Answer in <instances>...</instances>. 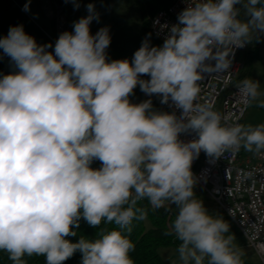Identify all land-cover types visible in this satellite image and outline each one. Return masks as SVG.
I'll return each instance as SVG.
<instances>
[{"label":"clouds","instance_id":"9594fccd","mask_svg":"<svg viewBox=\"0 0 264 264\" xmlns=\"http://www.w3.org/2000/svg\"><path fill=\"white\" fill-rule=\"evenodd\" d=\"M86 7L52 52L23 24L0 38L18 69L0 77V250L12 264H27L26 256L64 264L77 251L81 264H135L130 234L133 220L147 218L138 206L146 199L153 210L175 206L178 264H244L229 222L196 196L192 164L201 151L264 154V123H229L199 102L205 76L227 71L235 50L264 34V0H188L163 44L146 37L130 60L108 58L110 28L93 35L99 13ZM137 86L180 115L151 99L131 102ZM237 87L249 102L261 96L258 80ZM190 132L195 139H180ZM81 219L118 227L73 243L66 237Z\"/></svg>","mask_w":264,"mask_h":264},{"label":"built area","instance_id":"2783aa9c","mask_svg":"<svg viewBox=\"0 0 264 264\" xmlns=\"http://www.w3.org/2000/svg\"><path fill=\"white\" fill-rule=\"evenodd\" d=\"M40 4L51 11L53 35L50 44L54 50L59 35L66 29V16L63 7L55 0H39ZM188 0H173L165 9L159 10L149 18V29L154 38L163 42L168 34V27L177 23L178 14L186 7ZM235 50L232 66L225 72L206 75L200 82V103L210 104L215 111L231 117L229 123L243 120L249 100L242 97L237 85L236 76L243 67ZM151 99L157 110H179L169 104H161L158 96H147L142 92L136 103ZM238 118V120H237ZM196 133H182L180 139L190 141ZM101 162L93 161L91 167L99 168ZM192 171L197 178V185L210 196L218 208L235 224L242 234L245 245L253 250L257 258L264 264V154L254 158L242 156L238 151L226 150L220 158L206 156L201 151L199 158L192 164ZM150 205V204H149ZM151 206V205H150Z\"/></svg>","mask_w":264,"mask_h":264},{"label":"trees","instance_id":"16d2710c","mask_svg":"<svg viewBox=\"0 0 264 264\" xmlns=\"http://www.w3.org/2000/svg\"><path fill=\"white\" fill-rule=\"evenodd\" d=\"M63 7L64 14L67 18L68 14L73 10L75 3L89 4L92 0H55ZM101 1V0H95ZM140 15V32L141 38L144 40L148 37L153 46H160L163 42L154 38L150 32L148 19L156 14L159 10L167 8L173 0H130ZM9 26L2 20H0V38L7 35ZM262 45V39L255 38L253 41L246 45L245 51L249 59L258 57L259 48ZM53 48H49L48 51L52 52ZM13 71H18L14 67L11 58L3 53L0 49V77L9 74ZM143 79H149L148 76H143ZM243 80V79H242ZM240 82L241 80H236ZM142 91L139 86L134 89V94L130 96V101L136 103L141 96ZM139 207H143L147 210V220L150 223V228H145L144 221L133 220L132 232L130 239L135 244V250L130 253L131 258L135 264H164L161 257L157 252L159 247L173 246L176 249L179 245V241L170 234L171 225L176 216V209L160 208L153 210L148 201L142 200L138 202ZM114 223H102L98 227L89 226L83 219H81L79 227L75 229L76 235L66 237V239L75 243L83 236L87 239L94 240L98 237L101 230L109 231L116 228ZM178 253V252H177ZM27 264H45V258L43 256L25 257ZM244 264H253L248 259H243ZM0 264H12V261L8 259V254L5 251L0 250ZM64 264H81V253L77 251L71 258L66 260Z\"/></svg>","mask_w":264,"mask_h":264},{"label":"rangeland","instance_id":"374dc122","mask_svg":"<svg viewBox=\"0 0 264 264\" xmlns=\"http://www.w3.org/2000/svg\"><path fill=\"white\" fill-rule=\"evenodd\" d=\"M38 2L40 3L39 0ZM100 2V4L93 3L95 5L96 12L99 13V21H92L90 25L91 33L94 35L98 31L100 23L103 24V27L108 26L110 28L111 35V44L106 50L108 53V58L110 60L125 58L130 60L134 52L141 46V43L143 41L140 32L141 21L139 12L136 10V7L130 0H101ZM87 15L88 13L85 14L84 12L78 11L77 17H74L75 19L73 18V23L79 20L81 17ZM147 23L149 25V19ZM66 28L67 31H69L67 24ZM72 30L73 26L70 28V31ZM260 37L262 39V56H264V34H260ZM245 51L247 50L244 49L242 51H239V59H242L243 52ZM153 106L155 109H157L154 102ZM244 153L247 155L245 150ZM195 193L198 198L203 200L205 207L211 214L222 215L223 211L220 210L213 199L205 194L198 186L195 187ZM174 208L175 206L167 207V209ZM222 216L224 217V215ZM224 219L228 221L227 218L224 217ZM143 221L145 228H150V223L147 218ZM229 224L231 226L230 232L235 236V246L244 253V255L242 256V260L248 259L253 264H261L254 251L246 247L244 238L240 231L231 222H229ZM157 252L163 260L164 264H173V261H177L178 264V255L176 249L173 246L159 247L157 248Z\"/></svg>","mask_w":264,"mask_h":264},{"label":"crops","instance_id":"0c3cea01","mask_svg":"<svg viewBox=\"0 0 264 264\" xmlns=\"http://www.w3.org/2000/svg\"><path fill=\"white\" fill-rule=\"evenodd\" d=\"M26 3H29V0H0V20L4 21L9 28L10 26L23 24L25 32L33 36L38 44H50V37L53 35L51 11L42 6L38 0H30L29 11H24L23 9ZM91 3L100 4L101 2H95V0H92ZM79 5V8L74 6L73 10L66 18L69 31L74 24L73 18L77 17L78 11L84 12L85 14L88 13L86 4ZM101 27H103V24L100 23L98 28L100 29ZM261 48L262 47L259 48L258 57L253 59H249L247 53L243 52V57L240 59L243 62V67L236 76V80L252 78L260 82L261 96L258 97L256 101L250 102V107L241 121V124L245 125L257 126L264 123V107L258 106L259 102L264 100V56H262ZM240 152L242 156L251 158H254L255 155H257L256 153L249 151H246V155L243 148L240 149ZM222 215H224V217L235 226L232 220L224 212H222Z\"/></svg>","mask_w":264,"mask_h":264}]
</instances>
